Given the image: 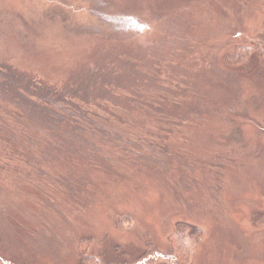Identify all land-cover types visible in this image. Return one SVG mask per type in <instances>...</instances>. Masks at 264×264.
<instances>
[{"label": "rangeland", "instance_id": "rangeland-1", "mask_svg": "<svg viewBox=\"0 0 264 264\" xmlns=\"http://www.w3.org/2000/svg\"><path fill=\"white\" fill-rule=\"evenodd\" d=\"M119 18L142 28L119 32ZM239 45L264 49V0H0V118L19 114L9 102H20V79L117 105L112 86L150 152L135 161L109 141L78 188L0 172V264H80L86 244L103 264H132L149 243L168 251L180 222L203 231L191 264H264V62L228 65ZM159 93L162 118L142 109Z\"/></svg>", "mask_w": 264, "mask_h": 264}, {"label": "trees", "instance_id": "trees-1", "mask_svg": "<svg viewBox=\"0 0 264 264\" xmlns=\"http://www.w3.org/2000/svg\"><path fill=\"white\" fill-rule=\"evenodd\" d=\"M120 19L123 21L121 22ZM118 20L116 25L120 29L119 32H135L142 28L133 19L119 18ZM257 59L264 62V49L259 45H239L224 56V61L228 65L244 69L251 68ZM6 77L10 80L17 76L8 74ZM25 79L28 81L20 79L19 82L25 83L23 87L19 83L16 85L21 92L20 102L16 101V105L12 104V100L9 102L13 107H17L19 114H6L5 118H0V172H11L22 182H29L40 190H44L42 188H45V185L49 183L55 184L57 187L69 185L78 188L82 184H86L87 181L86 171L84 173L82 171L87 169L88 165L97 163L92 162L89 156L102 154V148L109 141L115 146L114 152L117 150L132 160L138 161L141 155L149 156L150 152L146 149L147 144L143 135L136 133L135 128L125 121L126 116L131 117L132 114L127 108H121L124 103H129L126 100L128 95L121 89L110 87L112 95L119 100V103L114 105V103L109 104L98 98L92 99L93 96L86 101L80 100L81 93L76 88L78 86L63 88L60 85L59 88L56 86L58 84H55L46 88L34 78L27 77ZM84 83L85 80L82 85ZM104 89L108 90L109 86ZM160 95L161 97L158 99L151 98L157 99L156 102L150 99L151 101H148L147 105L144 103L146 107L142 108L156 118L164 116L162 107L165 105L163 102L165 94ZM37 98L44 99L46 102L42 104V101ZM50 99L52 101H49ZM69 102L82 103L89 109L86 112H73ZM19 103L28 107L32 114L40 112L44 114L46 119L43 118L42 122L45 124L24 119ZM128 105V107L134 106V104ZM108 108H110V114L102 118L107 114H103V111H107L105 109ZM0 117H3L1 113ZM14 119L18 122H15ZM159 131L161 128L157 126L155 140L163 142L158 136ZM159 146L161 145L159 144ZM145 151H148V154H145ZM51 157H54L55 160H52ZM56 161L82 168L79 170L81 176H69L68 172L63 175L52 173L51 170L55 169L53 163ZM11 167H17V169ZM65 191L70 193L66 187ZM72 191L74 190L72 189ZM124 220L130 222L131 219L129 216H125ZM202 237L203 231L199 227L189 223H177L167 238L168 251L159 252L149 243L148 249L132 264H159L161 261L167 262V264H191L194 250L200 244ZM87 245L80 247L79 263L103 264L86 255Z\"/></svg>", "mask_w": 264, "mask_h": 264}]
</instances>
